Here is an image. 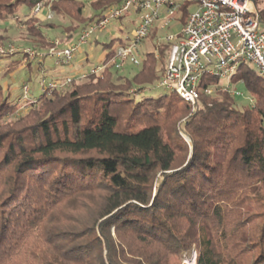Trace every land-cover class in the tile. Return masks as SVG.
Returning a JSON list of instances; mask_svg holds the SVG:
<instances>
[{
    "label": "trees",
    "instance_id": "obj_1",
    "mask_svg": "<svg viewBox=\"0 0 264 264\" xmlns=\"http://www.w3.org/2000/svg\"><path fill=\"white\" fill-rule=\"evenodd\" d=\"M40 1L0 0V21L18 17L23 40L49 50L47 30L66 45L123 0H55L46 24L29 15ZM116 41L103 44L107 59ZM169 46L130 77L109 65L25 110L0 84V264H181L195 251L196 264H264V78L240 65L232 84L255 99L242 107L226 90L194 110L173 90L136 99L161 78ZM3 56L7 71L32 63Z\"/></svg>",
    "mask_w": 264,
    "mask_h": 264
},
{
    "label": "built area",
    "instance_id": "obj_2",
    "mask_svg": "<svg viewBox=\"0 0 264 264\" xmlns=\"http://www.w3.org/2000/svg\"><path fill=\"white\" fill-rule=\"evenodd\" d=\"M53 1L55 0L38 2L30 9L29 15L36 17L45 14L46 18L53 19ZM84 1L89 3L93 0ZM259 1L123 0L106 9L101 19L86 26L76 40L69 42L61 50L52 48L40 51L32 46L21 47L6 43L0 45V57L20 52L28 55L32 61L50 56L57 64L68 65L73 62L84 44L91 43L92 35L108 31L112 24L121 21L126 15L134 14L138 17L131 21L135 27L129 35L115 37L117 41L110 49L111 58L103 57L78 74L49 80L44 78L41 81L42 89L64 87L74 78L86 79L90 74H101L109 65L119 71L128 65L140 66L143 61L140 57L141 50L151 33L156 32L153 50L159 53V46L163 43L170 44L166 67L157 83L177 92L194 110L200 104L202 95H216L221 90L229 91L234 96L242 95L231 79L244 62L251 64L264 78V28L258 8ZM186 4L189 5V15L184 23L181 17ZM191 4L196 7L190 9ZM23 16L24 14L19 19L26 17ZM17 19L18 17L15 18L16 21ZM176 19L181 22L179 26H171ZM18 25L24 28L22 22ZM95 39L98 40V36ZM54 42L58 45L60 39L56 38ZM108 52L109 50L104 51ZM205 76L216 77L219 83L200 87ZM30 91L26 85L23 86L22 95L19 97L23 108L35 101L31 98ZM132 91H136V88ZM247 99L251 105L255 103L252 95ZM184 136L187 138L185 134Z\"/></svg>",
    "mask_w": 264,
    "mask_h": 264
},
{
    "label": "rangeland",
    "instance_id": "obj_3",
    "mask_svg": "<svg viewBox=\"0 0 264 264\" xmlns=\"http://www.w3.org/2000/svg\"><path fill=\"white\" fill-rule=\"evenodd\" d=\"M196 6L194 4L190 5V9H194ZM26 11H23L24 15ZM36 18L41 19L43 23L46 24L48 21H57L56 17L53 19L46 18L45 14H41L40 16H36ZM137 19L138 17L134 14L126 15L121 21H118L114 24H112L108 31L99 32L95 35H92L91 43H86L81 47V51L75 56L73 60V64L79 63L84 57L88 56L89 62L87 61L85 65L89 67L91 64H95L98 62V59L103 54V44L108 43L111 39L115 37H123L125 35H129L133 28L135 27V24H133L131 21L133 19ZM179 19H176L171 26L177 25L181 23ZM262 27L264 28V22L262 21ZM171 28V27H170ZM23 28H20V26L15 22V18H5L4 20L0 21V33L4 35L3 42H0L1 44L6 43H13L17 46H33L32 43H29L27 41L23 40L22 35ZM61 29L59 27L54 29L47 30L51 38H59L60 44L56 45L54 47L55 50L63 48L65 46L62 42V38L60 37V31ZM171 31L173 30L170 29ZM169 30V31H170ZM163 32V31H162ZM149 40L145 43V47L141 50L140 57L143 58L145 53L151 49L152 44V50L154 49V42L156 40L155 36H153V32L151 33ZM95 36H98V40L95 39ZM77 35H75L72 38L73 40L77 39ZM152 41V42H151ZM62 42V43H61ZM150 42V45H149ZM40 51H47L46 49H41L40 47H36ZM13 60V57L9 56H3L0 57V84L4 87L5 92L10 94V98L15 101L17 98H19L22 95L23 92V86L26 85L31 91V94L38 97L42 93L43 85H41V81L46 78L49 80L53 74H61L67 75L70 68L73 66V64L68 65H62L57 64L56 60L53 57L46 56L43 59H35L31 61V65L28 66L27 61L23 60L24 63L18 65V67L15 70L7 71L6 67L8 64ZM30 60V59H29ZM40 62H43L44 66H40ZM140 66H133L128 65L125 69L120 70L119 74L126 75V76H132L134 75L138 70ZM226 82V79H225ZM7 86H10V89H7ZM237 90L241 91L242 95H236L235 100L237 103L242 107L244 105H248L250 103L249 99H247L251 94L247 92L244 87L240 84L235 85ZM166 92H169V89H167L164 86H159L157 82L152 83L148 86L145 90L138 93L135 97L136 99H141L143 97H156L161 94H164ZM25 110V108H24ZM23 110V111H24ZM186 119V118H185ZM185 119H183L180 122V127H182V132L187 136L184 130V124ZM196 251L193 253L192 259L184 258L182 260L181 264H196Z\"/></svg>",
    "mask_w": 264,
    "mask_h": 264
},
{
    "label": "crops",
    "instance_id": "obj_4",
    "mask_svg": "<svg viewBox=\"0 0 264 264\" xmlns=\"http://www.w3.org/2000/svg\"><path fill=\"white\" fill-rule=\"evenodd\" d=\"M258 8L261 11V16L263 17V20L262 21L264 22V0H260L258 2ZM103 57H104V51H103L102 56L98 59V61L100 59H102ZM87 61L89 62L88 56L84 57V59H82L81 61H79V63L73 64V62H72L73 66L70 68V70L67 73V75L68 74H78L80 71L88 69L92 64L89 67H87V65H85ZM40 66H44L43 62L42 63L40 62ZM64 76L65 75H62L61 76V74L58 73V74H53L51 76V78H49V79L62 78ZM31 96L35 97L32 94H31Z\"/></svg>",
    "mask_w": 264,
    "mask_h": 264
}]
</instances>
